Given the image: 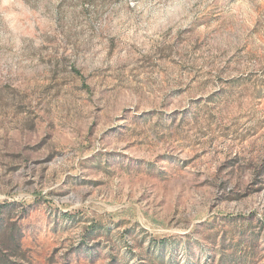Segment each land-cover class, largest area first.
Returning <instances> with one entry per match:
<instances>
[{"label": "rangeland", "instance_id": "374dc122", "mask_svg": "<svg viewBox=\"0 0 264 264\" xmlns=\"http://www.w3.org/2000/svg\"><path fill=\"white\" fill-rule=\"evenodd\" d=\"M264 264V0H0V264Z\"/></svg>", "mask_w": 264, "mask_h": 264}, {"label": "trees", "instance_id": "16d2710c", "mask_svg": "<svg viewBox=\"0 0 264 264\" xmlns=\"http://www.w3.org/2000/svg\"><path fill=\"white\" fill-rule=\"evenodd\" d=\"M1 264H2V262H1Z\"/></svg>", "mask_w": 264, "mask_h": 264}]
</instances>
